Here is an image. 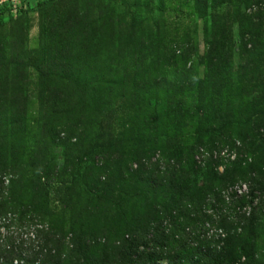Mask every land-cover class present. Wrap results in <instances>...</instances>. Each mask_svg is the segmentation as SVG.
<instances>
[{"label":"rangeland","instance_id":"1","mask_svg":"<svg viewBox=\"0 0 264 264\" xmlns=\"http://www.w3.org/2000/svg\"><path fill=\"white\" fill-rule=\"evenodd\" d=\"M67 1L71 2V0ZM87 2L90 5L96 3L101 14H103V20L108 22L109 27L105 26V30L113 32L112 39H110L113 42L112 46L116 45L115 47L120 48L122 44L125 45L124 47L127 46L121 56H112L111 58V64L114 65L115 69L112 78L116 81L123 80L120 85L121 88L113 92L111 104L108 107L107 120L103 115L96 121L86 123L88 127L84 129L82 135L81 133L78 135L79 137L81 135L79 147L67 146L62 143L44 144L40 147V150L37 148V152H39L37 154L34 152L36 149L33 148L35 139L39 136L45 140L47 128L52 125V122L49 125L47 122L46 126L43 127V120H46V117H43L48 114L46 121H49L51 120V114L53 115L55 111L50 109L51 106L47 108L49 105L47 104L43 113H36L35 71L32 67H27L26 70L15 68V65L11 63L12 58H9L8 50L13 51L15 47L17 48L21 44L20 57H22L23 63L34 60L37 56L35 51L38 44L39 24L48 11V7L55 6L56 2L54 0H0V42L5 45V50H7L6 62L8 66L5 72V83L9 90V79L12 76L15 79L14 74H22L24 81L19 84L14 83L13 86L16 85L15 87L23 90L28 103L26 131L23 134L26 150L23 156L24 173L21 174V177L10 181L9 178L14 177L12 174L1 176L6 192L10 187L13 191H23L21 196L20 192L18 193L21 204L16 201L9 203L0 217H6L9 220L12 230H14V227H25L34 236L32 239L25 241L16 238L12 234H10V237L5 238L3 240L4 244L0 246V259H2L0 264H12L10 259H18L14 256L16 251L20 252L21 257L26 255L27 257L35 256L40 260H46L47 264H55L56 257L65 259L62 251L59 253V248L57 251L58 243L56 240L60 238V235L58 231L52 229L56 218L57 220H66L62 229L64 232L69 231L71 226L75 224L77 227L83 228L86 234L91 233L93 235L98 232L99 228L106 225L115 234H128L131 230L136 229L137 232H140V237L143 238L142 241H148L153 239L151 235H153L154 226L151 224L150 228L147 229L145 221L152 212L155 214L157 209L158 216L163 219L162 227L169 236L172 231V221L175 220L174 217L176 218L178 230L172 235L176 241H184L186 233L190 231L193 233L191 236L201 233L202 229H199L196 222L184 224L185 221L182 215L186 213L181 210L182 207L179 210L175 204L170 202L171 206L168 211L166 209L161 210L160 204L165 198L166 189L160 187L155 192L156 185H161L142 179V176L140 182L135 183L129 180L128 185H125L130 192L129 194L125 191L120 193L114 191L112 196L103 198L98 193H92L87 197L85 186L77 185L69 176L71 167L65 169L68 172L65 176L58 177L59 175H54L57 174L56 172L60 168L64 170L65 166H73L76 157L78 163L74 165L75 168L77 166L81 168L83 164L91 165L87 160L93 158L94 162L98 161L101 157L95 154L101 151L107 160L103 158L102 161L93 164L92 168L96 171L95 168L98 166V173L104 176L103 170L108 169L110 160L118 162L121 156L125 157L123 162L128 160V154L132 153V147L130 146H140L139 149L145 152L140 160V167L142 168L140 171L146 167L145 170L154 175L168 173L165 169L167 170L175 162V156L170 151L173 149L188 150L189 145L194 142V136L191 137L190 128L197 124V117L193 114H190V116L185 115L177 122L172 121L169 123V121H166L169 118L168 105L173 106V103L176 102L173 100L177 97L174 88L171 87L173 67H176L184 76L186 74L190 75V81L188 82L192 85L190 86L191 89L186 92L187 98H192L189 105H192L195 109L194 105L200 102L198 107L205 114H211L213 118L210 117V122H205V126L209 128L211 134L214 129L217 131L223 127L212 122V120L218 121V116L223 118L222 122L225 123L223 125L227 126L229 133L247 130L249 128L247 120H253L255 116L252 113L254 103L250 101L249 104V94L253 86L257 88L259 86L258 82L264 80V27L260 31V51L256 54L257 57H254L255 67L252 71V80H250L238 70V30L236 23L238 18L240 20L242 16L249 18L258 13L263 15L264 22V0H75L74 3L80 6ZM3 7L9 8L10 16L7 12H2ZM129 32L134 33L131 38L128 37ZM212 35H215V38L223 36L221 41H224L229 50L228 52L225 49L228 52L224 62L226 65L219 70H216L215 67L206 69L203 64V56ZM127 39L133 40V43L128 44ZM112 46H109L108 49ZM183 50L187 53L185 56L187 59L186 67H191L188 72L181 71V60L177 57V55L180 56L177 53ZM14 57L18 61L16 55ZM9 59L10 62H8ZM147 76L156 82L152 86L151 92L143 94L135 91L129 81L138 80L142 77L147 79ZM140 96L148 100L149 105L147 115L142 118L143 121L133 119L128 114ZM69 106L74 108L73 104L70 105V102H67L66 107ZM152 108L153 110H151ZM41 116L43 120H40ZM79 122H82V120L80 119ZM110 122L111 128L106 129L105 126ZM218 122L220 123V121ZM60 125L64 124L61 123ZM56 129L58 130V128ZM69 130L67 129V132ZM108 131L111 133L109 139ZM66 133L63 132L60 136H63L64 139ZM69 134L67 133L65 138L69 137ZM116 135L123 142L116 141ZM212 135L217 136L218 134ZM235 139L232 142L234 146H230L231 143L227 141L222 140L221 142L214 139L212 145L205 142L191 149L192 168L196 171V181L199 184L202 182V172L210 170L215 172L216 175L222 174L223 169L229 161H232L233 156L246 163L252 162L253 155H244L237 152L236 147L240 146L241 143ZM109 140L112 145H116L124 152L114 150L112 147L108 148L106 143ZM69 141L70 144L75 142V137ZM217 141L221 143L219 144ZM4 150L5 146L0 147V162L3 160L2 153ZM36 155L37 159H35ZM136 165L132 157L126 164V168L133 171ZM37 166H39V169H37ZM242 168L244 171L247 170L245 165H242ZM40 169H44L43 175L48 170L52 171L53 178L51 177L46 183ZM37 175H39V182L43 183L45 189H48L49 192V211L44 216L41 215V212L24 208L22 205L26 204L28 200L27 190L29 189L27 185L35 181ZM16 179L19 181L17 184H15ZM256 179L260 180V178ZM242 183L239 177L228 184L232 185L229 189L227 188L228 185L221 189L212 186L213 195H207V197L205 195L201 202V206L205 207H201L200 213L204 217L200 221L207 223L208 228L220 229L218 222L221 216L214 218V222L211 223L206 217L209 216L206 215L208 214L207 206L211 204V206H218V209L223 208L225 204L221 199L222 197L225 198L224 196L230 189L238 198L245 197L248 189L242 190L241 186L237 187ZM244 184L246 185V183ZM64 187H69L71 192L76 193V196L70 198L69 206H63L56 201V193L62 194ZM5 190H3V195L6 194ZM253 194L254 199L251 204L240 202L241 205H238L240 208L236 210L230 229L231 232L244 233L236 225V222L243 220L241 215L244 211L261 210L264 214V210L261 209L263 206L259 205L261 201H264V185L261 186V189L254 190ZM115 195L119 197H115ZM183 198L180 205L187 202L185 197ZM119 201H122V203L119 204ZM180 223L182 224L178 226ZM220 230L223 232L222 229ZM256 230L257 232H253V236L258 234L260 238L254 246L256 250L257 248L259 250L254 254V258H258L257 261L264 264L262 239L264 224ZM3 231L5 232V230L1 232ZM246 234L252 236V233L246 232ZM71 239V232L65 233L63 244L66 251L72 247ZM221 244L222 241L217 240V247ZM4 245L8 246L9 254L2 250ZM147 246H151L153 249L154 246L158 245L151 242ZM164 247L167 250L170 246L166 244ZM62 264H66V262L63 260ZM155 264H168V260L160 257L155 261ZM170 264L178 263L173 261ZM236 264H245L244 256L241 255L236 260Z\"/></svg>","mask_w":264,"mask_h":264},{"label":"trees","instance_id":"2","mask_svg":"<svg viewBox=\"0 0 264 264\" xmlns=\"http://www.w3.org/2000/svg\"><path fill=\"white\" fill-rule=\"evenodd\" d=\"M54 1L56 5L48 7V11L39 24L38 44L35 51L37 52L36 58L31 62L23 63L22 57H20L21 44L17 48L15 47L13 51L8 50L9 58H12L13 61L11 63L15 65V68L26 70L27 67H32L35 71L37 90L35 95L36 113H43L47 104H49L47 108L51 106L50 109L55 111L53 115L51 114V120L49 121H46L48 114L43 117H46L45 121L42 116L40 117V120H43V127L46 126L47 122L48 125L52 122V125L47 128L46 137L44 136L45 140L39 136L35 139L33 148L36 149L34 152L37 154L39 153L37 148L40 150V147L44 146V144L62 143L77 148L80 146L79 140L84 129L88 127L86 124L88 121H96L103 115L107 120L108 107L111 104L113 92L121 88L120 85L123 81H116L112 78V73H115V69L114 65L111 64V58L112 56H121L125 51L124 48L127 47H124V44H122L121 48L115 47L116 45L112 46L113 42L110 39H112L113 32L105 30V26L109 27L108 22L103 20V14H101L96 3H91L90 5L87 2L77 6L75 5L77 3H74L75 0H71V2L67 0ZM4 11L10 16L9 8L3 7L2 12ZM236 24L238 30V70L243 76L245 75V77L252 80V71L255 67L254 57H257L256 54L260 51V31L264 27L263 15L258 13L249 18L242 16L240 20L238 18ZM133 34L129 32L128 37L131 38ZM222 37L215 38V35L211 36L203 56V64L206 69L215 67L216 70H219L221 67H225V57L228 55L229 50L225 46L224 41H221ZM127 41L128 44L133 43V40L127 39ZM109 46L112 47L108 49ZM6 52L5 45L0 42V147L5 146V150L2 153L3 160L0 162V215L4 213L9 203L16 201L21 204V198H19L18 193L20 192L21 196L23 191H13L12 187H10L8 192H6L1 176H10L12 174L14 177H10V181L21 177V174L24 173L23 156L26 150L23 134L26 131L25 125L28 111V103L23 90L15 87L16 85L13 86L14 83L19 84L24 81L22 74H14L16 78L14 79L12 76L9 79L10 87L9 90L7 89L8 87L5 83V72L8 67ZM177 54L180 55H177V57L181 60V71L184 72L185 70L188 72L191 67H186L187 59L185 56L187 53L183 50ZM15 55L18 61H16ZM8 62H10V59ZM172 69L171 87L174 88V93L177 97L175 96L176 99L173 100L176 101L173 106L171 104L168 105L169 118L166 121H169V123L172 121L177 122L185 115L190 116V114H193L197 117V124L190 128L191 137L194 136L193 146L189 145L188 150L173 149L170 151L175 156V162L167 170L165 169L168 173L156 174V172V175H154L153 173H148L144 166L143 170L140 171L142 169L140 160L145 155V152L139 149L140 146H130L132 147V153L128 154V160L123 162L125 160L124 156H121L118 162L110 160L108 169L103 170L104 176L98 173V166L95 168L96 171L92 168L93 164L105 158L101 151H98L95 155L102 159L100 158L96 162H94L93 158L87 160L91 165L83 164L81 168H78V166L75 168L74 165L78 163L76 157V162L73 166H65L64 170L60 168L56 172L57 174L54 175H59L58 177L65 176L68 174L65 169L71 167L69 176L77 185L85 186V195L87 197L92 193H98L103 198L112 196L114 191L116 193L125 191L129 194L130 192L125 185H128L129 180L135 183L140 182V177L142 176V179L161 185H156L157 189L155 192L160 187L166 189L165 198L160 204L161 210L166 209L168 211L171 204H175L179 210L182 207L181 210L186 213L182 215L185 221L184 224L196 222L199 229H202L204 224L203 221H200L204 217L200 213L201 207H205L201 206V202L205 195L206 197L207 195H213L211 187L215 186L217 189H221L240 177L244 190L248 189L245 197L238 198L230 189L224 196L227 199L221 196V201L223 200L225 204L223 208L218 209V206H211V204L207 206L208 214L206 215L209 216L206 217L211 223L214 222V218L221 216L218 227H221L220 229H222L224 236L218 238V241L221 240L222 244L217 247V240L206 239L201 236V233L191 236L193 234L191 231L186 233L184 241H176L172 236L178 230L176 218L174 217L175 220L172 221V231L169 236L164 227H162L163 219L158 216L157 209L155 214L152 212L145 221L147 229L150 228L151 224L154 226L153 235H151L153 239L148 241H142L143 238L140 237V232H137L136 229L131 230L128 234H115L109 226L105 225L99 228L97 233L91 235V233L86 234L83 228L77 227L75 224L71 226L70 221L68 223L71 228L69 231L64 232L62 229L66 220L62 221L56 218L52 229L58 231L60 235V238L56 240L58 243L57 251L59 248V253L62 251L65 259L56 257L55 264H62L63 260L66 264H155V261L160 257L166 258L168 264L173 261L178 264H236V260L241 255L245 258V264H261V262L257 261L258 258H254V254L259 251L254 246L260 237H258V234L253 236V232H257L256 229H259L260 225L264 224V214H262L261 210L254 211L251 209V212H241L243 220L236 222V225L244 233L238 234L231 232L230 229L236 210L240 208L238 206L241 205L240 202L251 204L254 199V190L261 189V186L264 185V80L258 82L255 78L259 86L257 88L253 86L249 94V104L250 101L254 103L252 113L255 114L253 120H247L249 128L245 131L229 133L227 126L223 125L225 124L222 122L223 118L218 116L220 123L216 120H212V122L223 127L217 131L214 129L212 134H218L214 136L209 132V128L205 126V122H210L209 118H213L211 114H205L198 107L200 102L194 105L195 109L192 105H189L192 98H187L186 92L191 89L190 86L192 85L188 82L190 81V75L186 74L184 76L176 67ZM129 82L133 85L135 91L143 94L151 92L152 86L156 84L148 76L147 79L142 77ZM67 102H70V105L73 104L74 108L66 107ZM134 105L128 114L133 119L143 121L142 118L148 113V100L140 96ZM80 119L82 122H79ZM61 123L64 125H60ZM110 124L111 122L105 126L106 129L111 128ZM76 125L79 126L76 127ZM67 129H70L69 132H67ZM62 130L64 133H70L69 137L65 138L66 133L63 139V136H60L63 133ZM107 135L109 139L111 133L108 131ZM74 137L75 142L70 144L69 140L71 138L74 139ZM116 139V141L123 142L118 136ZM214 139L221 142L222 140L224 142L227 141L231 143L230 146H234L232 143L234 139L240 141V146L236 147L237 152L244 155H253L252 162L246 163L233 156L232 161H229L225 166L222 174L216 175L215 172L210 170L202 172V182L199 184L196 181V171L192 168L191 149L205 142L212 145ZM220 141L217 142L220 144ZM7 142L8 144H6ZM224 142L223 144H225ZM106 145L108 148L112 147L114 150L124 152L116 145H112L110 140ZM132 157L137 165L133 171H130L126 168V164ZM35 159H37V155ZM242 165L246 166V171H244ZM37 169H39V166H37ZM40 170L43 175L44 169ZM43 177H45L44 180L47 183L51 177L53 178V172L48 170ZM256 178H260V180ZM38 179L39 175H37L35 181L27 185L29 189L27 190L28 200L26 204L22 205L24 208L39 211L44 216L49 211V192ZM17 183L19 181L16 179L15 184ZM231 186L228 185L227 188L229 189ZM240 186L241 184L237 187ZM3 190L6 192L5 195L2 194ZM73 196H76V193L71 192L69 187H64L62 194L56 193L55 195L56 201L63 206H69L70 198ZM182 196L185 197L187 202L180 205L181 199H184ZM115 197L119 196L115 195ZM170 202L172 203L169 204ZM118 203L121 204L122 201ZM259 205L263 206L261 209L264 210V201H261ZM181 224H178V226ZM67 232H71L72 239L70 243L72 247L66 251L63 242ZM246 232L252 233V236H248ZM262 239L264 245V235ZM151 242L159 247L154 246L152 249L151 246H147ZM166 244L170 246L167 250L164 247ZM2 250L9 254V250ZM14 256L22 261L17 264L48 263L46 260H40L35 256L27 257L26 255L21 257L18 251L15 252ZM1 262L2 259H0Z\"/></svg>","mask_w":264,"mask_h":264},{"label":"built area","instance_id":"3","mask_svg":"<svg viewBox=\"0 0 264 264\" xmlns=\"http://www.w3.org/2000/svg\"><path fill=\"white\" fill-rule=\"evenodd\" d=\"M241 188L242 190H244V185H241ZM2 230H5V232H1ZM10 234H12L13 236L15 235V237L18 239H24V241L32 239L34 237L33 233L31 231L26 230L25 227H14V230H12V226L10 227L9 220L6 217H0V246L4 244L3 240L5 238L10 237ZM223 235L224 234L221 232L220 229L208 228L207 223H204L202 226L201 236H204V238L206 239L218 240V238H222ZM2 249L9 250L7 245H4ZM21 262V259L12 260V264H17Z\"/></svg>","mask_w":264,"mask_h":264}]
</instances>
